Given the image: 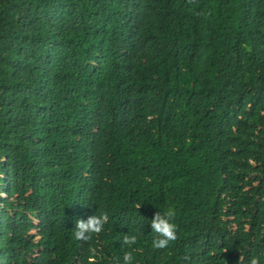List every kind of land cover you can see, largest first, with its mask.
Here are the masks:
<instances>
[{
  "label": "trees",
  "instance_id": "obj_1",
  "mask_svg": "<svg viewBox=\"0 0 264 264\" xmlns=\"http://www.w3.org/2000/svg\"><path fill=\"white\" fill-rule=\"evenodd\" d=\"M129 251L264 264V0H0V264Z\"/></svg>",
  "mask_w": 264,
  "mask_h": 264
},
{
  "label": "clouds",
  "instance_id": "obj_2",
  "mask_svg": "<svg viewBox=\"0 0 264 264\" xmlns=\"http://www.w3.org/2000/svg\"><path fill=\"white\" fill-rule=\"evenodd\" d=\"M176 210L172 207L166 209L163 213L156 212L150 221L151 231L154 234V239L151 246L154 249H165L172 241L177 239V225L174 223ZM108 216L106 213L99 215L94 214L85 219H78L72 230V238L76 241H89L94 234H99L103 231ZM122 244L131 248L137 244V236L135 234L124 235ZM93 252L92 249H89ZM94 254V252H93ZM132 252H125L122 258V264H133ZM249 264H259L258 257H252Z\"/></svg>",
  "mask_w": 264,
  "mask_h": 264
}]
</instances>
